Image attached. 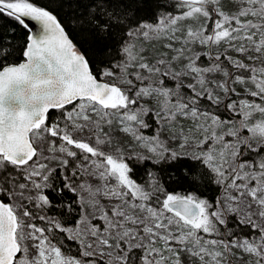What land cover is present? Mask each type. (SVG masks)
Segmentation results:
<instances>
[{"label":"snow or ice","instance_id":"6c2138e0","mask_svg":"<svg viewBox=\"0 0 264 264\" xmlns=\"http://www.w3.org/2000/svg\"><path fill=\"white\" fill-rule=\"evenodd\" d=\"M0 21V264H264V0Z\"/></svg>","mask_w":264,"mask_h":264},{"label":"trees","instance_id":"16d2710c","mask_svg":"<svg viewBox=\"0 0 264 264\" xmlns=\"http://www.w3.org/2000/svg\"><path fill=\"white\" fill-rule=\"evenodd\" d=\"M36 2H37L38 4L44 5V4L47 3V0H36ZM63 11H64V12H67L68 9L65 8ZM64 22H66V21H64ZM0 23H2V21H0ZM66 24H67V22H66ZM72 26H73V27L75 26L74 22H73ZM18 31L23 32L22 29H18Z\"/></svg>","mask_w":264,"mask_h":264}]
</instances>
